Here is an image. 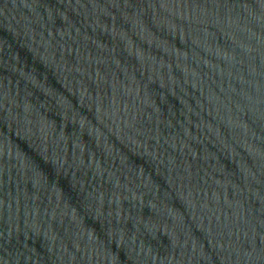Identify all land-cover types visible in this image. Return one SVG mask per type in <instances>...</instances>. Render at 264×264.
I'll list each match as a JSON object with an SVG mask.
<instances>
[{"label":"water","instance_id":"95a60500","mask_svg":"<svg viewBox=\"0 0 264 264\" xmlns=\"http://www.w3.org/2000/svg\"><path fill=\"white\" fill-rule=\"evenodd\" d=\"M0 264H264V0H0Z\"/></svg>","mask_w":264,"mask_h":264}]
</instances>
